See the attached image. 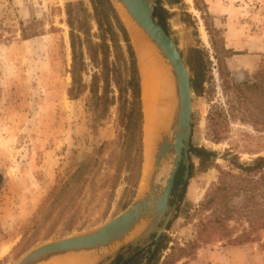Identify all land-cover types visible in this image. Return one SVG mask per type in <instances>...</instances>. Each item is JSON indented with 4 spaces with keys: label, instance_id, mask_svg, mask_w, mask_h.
Masks as SVG:
<instances>
[{
    "label": "rangeland",
    "instance_id": "rangeland-1",
    "mask_svg": "<svg viewBox=\"0 0 264 264\" xmlns=\"http://www.w3.org/2000/svg\"><path fill=\"white\" fill-rule=\"evenodd\" d=\"M79 2L93 15L91 0H0V264H17L49 241L94 230L143 192L145 149L134 189L122 163L116 106L100 120L87 105L88 92L76 100L68 96L72 50L67 4ZM163 5L172 13L169 34L191 79L188 61L203 59V83L201 93L193 90L192 95L190 173L183 187H176L177 209L159 239L166 243L159 264H264V190L259 186L246 194L236 189L250 188L264 176V169L247 174L240 168L264 157V101L258 93H241L236 87L261 81L264 0ZM90 25L97 40L92 18ZM90 73L84 75L86 82ZM191 147L215 156L203 164ZM90 158L98 163L83 185L74 176ZM221 178L234 187L226 201L231 217L221 228L210 229L215 233L207 243L191 248L202 225L216 217L217 204L206 209L202 204ZM153 243L141 250L151 247L143 264L156 248ZM113 258L100 256L96 264Z\"/></svg>",
    "mask_w": 264,
    "mask_h": 264
},
{
    "label": "trees",
    "instance_id": "trees-1",
    "mask_svg": "<svg viewBox=\"0 0 264 264\" xmlns=\"http://www.w3.org/2000/svg\"><path fill=\"white\" fill-rule=\"evenodd\" d=\"M91 1L94 9L93 15L87 13L82 2L67 4V21L70 27L72 50L70 68L72 82L68 89V96L71 100H76L88 92L87 105L100 120L107 117L112 106H116L117 124L120 128L119 139L123 150L122 163L126 165L129 172L127 181L136 189L138 180L142 175L145 149L143 143L145 122L139 61L130 33L112 1ZM164 1L173 6L182 4V0H156L155 18L169 34L168 20L172 13L164 7ZM80 12L84 13L82 18L79 16ZM90 18L95 20L97 24V40L91 35ZM24 38L27 39L28 36L24 35ZM227 52L230 53V51ZM188 64L193 72L191 79L193 90L200 94L203 83L201 68L203 59L198 56L197 59H190ZM89 72H91V79L90 82H86L84 75L89 74ZM259 75H261V81H246L236 84V87L241 93L245 91L256 92L264 101V71ZM191 152L203 164L208 163L215 156L214 153L204 148L191 147ZM92 161L93 158H90L82 163L74 176V178H80L83 185L88 183V179L98 163L97 159H94L95 164ZM240 168L247 174L264 169V157L257 158L252 165L240 166ZM120 170L117 173L118 177L121 174ZM184 170L185 168L182 166L175 179V188L183 182ZM180 172H182L181 176ZM115 186L113 187L115 188ZM239 186L236 189L244 190L246 194H251L259 186L264 190V176L255 181L250 188L243 185ZM233 188L226 183L224 178H221L218 185L209 194L202 207L206 209L217 204L216 217L213 221L209 220L202 225L197 241L189 245L191 248L195 247L199 241L207 243L215 233L210 229L221 228L224 222L231 217L226 201ZM153 245L156 248L148 257L146 264H159L161 252L166 247V243L162 240L153 243ZM150 250L151 247L145 251L136 252L126 260L124 259L125 253L121 252L108 264H143L144 254Z\"/></svg>",
    "mask_w": 264,
    "mask_h": 264
},
{
    "label": "water",
    "instance_id": "water-1",
    "mask_svg": "<svg viewBox=\"0 0 264 264\" xmlns=\"http://www.w3.org/2000/svg\"><path fill=\"white\" fill-rule=\"evenodd\" d=\"M111 1L118 11L116 4L125 9L127 17L143 29L159 57L170 66L174 103L168 132L162 128L157 136L145 190L122 213L87 233L40 245L26 253L17 264H50L71 255L95 253L101 255V259L110 254L115 258L126 249L129 251L124 254V259L131 258L134 251H141L159 241L176 213L177 203L174 199L180 190L176 191L175 179L182 166L185 168L183 182L189 177L193 121L190 70L173 38L155 18L156 0ZM122 19L125 23L123 16ZM172 151L174 155L171 159ZM166 165L168 170L165 172ZM183 185H179L180 189Z\"/></svg>",
    "mask_w": 264,
    "mask_h": 264
},
{
    "label": "bare ground",
    "instance_id": "bare-ground-1",
    "mask_svg": "<svg viewBox=\"0 0 264 264\" xmlns=\"http://www.w3.org/2000/svg\"><path fill=\"white\" fill-rule=\"evenodd\" d=\"M116 5L119 11L125 13V9L121 5ZM125 17L126 25L130 31V36L137 53L142 79L145 163L141 190L144 191L151 172L157 136L162 128L168 132V124L172 117L174 103V84L170 66L159 57L153 43H151L143 29L129 19L126 13ZM161 176L162 173L159 174V178ZM100 256L97 253L74 255L71 258L68 257L67 260L59 262V264H96Z\"/></svg>",
    "mask_w": 264,
    "mask_h": 264
}]
</instances>
